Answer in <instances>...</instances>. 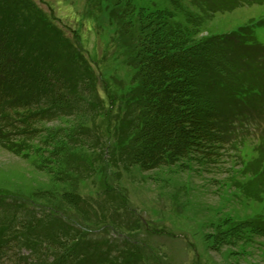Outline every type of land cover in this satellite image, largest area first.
I'll return each instance as SVG.
<instances>
[{
  "label": "trees",
  "instance_id": "trees-1",
  "mask_svg": "<svg viewBox=\"0 0 264 264\" xmlns=\"http://www.w3.org/2000/svg\"><path fill=\"white\" fill-rule=\"evenodd\" d=\"M184 1L168 0L176 11L181 10ZM187 1L199 6L203 14L213 15L243 4L263 2ZM85 2L106 12L109 22L115 25L119 38L117 50L125 58L123 64L133 71L130 84L113 79L118 86L116 91L104 84L103 93L109 99L105 106L95 87L96 73L47 15L27 0H0V143L3 147L25 155L28 152L34 157V164L54 182L73 187L76 181L83 183L93 175L103 176L96 173H105L104 167L114 172L130 165L150 172L184 161L195 162L202 168L214 165L216 169L221 159L231 158L230 153L243 143L237 142L239 135L252 138L249 130L264 126V47L252 34L236 31V37L226 34L199 39L196 36L200 20L191 15L185 16L186 25L182 26L173 11L136 9L133 0ZM38 44L45 47V54L38 50ZM229 46L238 50L232 57ZM59 48L60 57L67 56L70 64L54 63L52 57ZM75 59L83 64L78 66ZM82 87L88 88L86 94L77 93ZM91 91H96L97 97ZM69 117L75 123L74 134L67 136L64 128L52 127L35 148L27 145L43 135V127L38 130L37 126ZM255 118L260 124H256ZM86 122H91L90 127ZM100 123L107 126L106 135H99ZM261 131L258 171H264V129ZM62 132L64 135L60 136ZM11 136H15L13 141ZM55 142H66L65 147H55ZM77 150L89 153L90 163L77 161L74 158ZM81 168L91 174L83 176ZM259 182L264 189V172L254 174L253 180L248 179L241 186L243 196L254 201L257 195L264 194L263 189L256 193ZM107 189L106 186L104 193L113 192ZM47 196L48 201L57 199L84 218L85 223L89 222L86 218L90 215L89 202L75 191ZM3 202L0 198V264H5L3 259L8 264H80L84 259L85 255L75 249L89 244L85 243L86 237L77 234L58 243L61 238L54 230L50 231L51 237L38 232L41 225H47L46 221L41 222L49 218L47 210L40 216L42 219L30 218L24 213V216L9 213ZM85 207L87 212L83 210ZM259 222L232 225L219 234V239L234 246V239L240 241L247 231L264 238V224L262 229L256 227ZM21 251H28V256H21Z\"/></svg>",
  "mask_w": 264,
  "mask_h": 264
},
{
  "label": "rangeland",
  "instance_id": "rangeland-1",
  "mask_svg": "<svg viewBox=\"0 0 264 264\" xmlns=\"http://www.w3.org/2000/svg\"><path fill=\"white\" fill-rule=\"evenodd\" d=\"M27 1L40 8L57 31H62L63 36L73 43L78 55L90 64L96 73L95 87L101 93L105 106L109 99L103 93L104 84H109L112 91L118 90L114 80L124 85L130 84L133 71L123 64L125 58L117 50V29L109 22L106 12L99 11L93 4L89 7L85 0ZM262 1L261 5L253 3L215 15L211 12L203 14L199 6L187 0L177 11L168 0H133V6L151 11L171 10L182 26L186 25L185 16L191 15L198 22L200 20L196 36L199 39L225 37L226 34L236 37V31L246 32L243 27L250 23L256 39L264 46ZM229 49L230 57L238 51L234 46H229ZM38 50L46 53L42 44H38ZM126 52L129 53L128 48ZM54 53L52 60L55 64L57 62V66L66 62L70 64L67 56L60 57V48ZM75 62L78 63V60L75 59ZM80 64L83 63L77 65ZM134 86L136 88V82ZM87 92V87L77 89V93ZM91 92L97 97L96 91ZM76 97L78 99V95ZM72 119L62 118L37 126L38 130L43 127V135H38L36 141L27 142V145L35 148L52 127L64 128L67 136L74 134L75 123ZM256 124H260V121ZM86 125L90 127L91 122H86ZM100 125L97 130L99 135H106L107 126ZM262 133L258 130L253 138L240 135L237 142L243 143L237 146V151L230 153L231 158L221 159L216 169L214 165L202 168L195 162L184 161L150 172H142L130 165L126 169L119 167L114 172L104 167L105 173H96L103 176L93 175L83 183L80 178L82 181H76L73 187L69 183L54 182L34 164V157L28 152L26 155L17 153L0 143V198L4 200L9 213H19L21 216L24 213L30 218L42 219L40 216L47 210L45 213L49 218L41 220L42 223L46 221L47 225H41L38 232L51 237L50 231L54 230L61 238L58 243L68 237L73 239L77 234L86 237L85 243L89 244L78 245L75 249L77 253L85 255L86 261L81 259L80 264H264L263 237L247 231L240 241L234 239V246L225 245L219 239L221 232L242 222L257 224L260 221L256 227L262 229L264 194L257 195L254 201L249 200L243 196L241 188L248 179L253 180L254 174L264 172L262 169L258 171L259 161L256 160L262 156L258 138ZM61 135H64L63 132ZM14 137L11 136L12 140H9L13 141ZM64 144L54 143L55 147H65ZM30 153H33L32 150ZM88 156L89 153L77 150L74 158L87 165ZM83 168L80 172L83 176L91 174ZM115 173H119V176ZM106 186L113 192L104 193ZM256 188L257 193L263 186L259 182ZM71 191L88 200L90 215L86 218L89 222L85 223L84 218L57 199L54 202L47 199V194L57 192L60 195ZM83 210L87 212L86 207ZM226 241L229 242V239ZM28 253L21 251L20 254L25 257ZM3 262L8 264L6 259Z\"/></svg>",
  "mask_w": 264,
  "mask_h": 264
}]
</instances>
